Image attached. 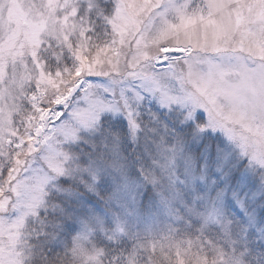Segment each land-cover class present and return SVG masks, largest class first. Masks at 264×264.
Masks as SVG:
<instances>
[{"label":"snow or ice","instance_id":"6c2138e0","mask_svg":"<svg viewBox=\"0 0 264 264\" xmlns=\"http://www.w3.org/2000/svg\"><path fill=\"white\" fill-rule=\"evenodd\" d=\"M0 264H264V0H0Z\"/></svg>","mask_w":264,"mask_h":264}]
</instances>
